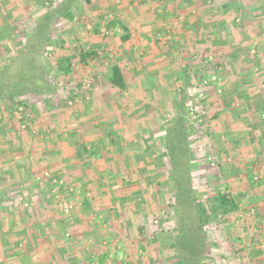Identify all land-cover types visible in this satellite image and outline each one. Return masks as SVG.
<instances>
[{
	"label": "rangeland",
	"instance_id": "1",
	"mask_svg": "<svg viewBox=\"0 0 264 264\" xmlns=\"http://www.w3.org/2000/svg\"><path fill=\"white\" fill-rule=\"evenodd\" d=\"M69 1L0 0V30L6 37L0 42V73L8 76L18 77L17 69L22 71L25 67L26 62H22L19 54L23 53L21 48L42 16L66 4L71 6L69 10L74 16L72 20L64 17L51 19L52 31L45 51L38 52L35 57L40 68L26 74L30 82H35V87L43 88L45 95L32 96L24 109L16 105L18 100L15 98L0 102V219L13 211L16 215L27 211L22 204L20 207L18 204L12 206L15 200L17 203L27 202L28 193L22 192L25 184L33 196L37 195L36 200H45V178L38 175L41 179L35 182L37 185L31 184L30 178L39 173L42 166L41 162L35 161L34 155L41 142L33 132L34 122L38 121L39 125L34 110L45 111L47 115L49 112L57 113L53 121L60 124L68 111L73 112L75 108L81 109L86 105L91 107V96L95 87L98 88V82L81 96L70 97V91L81 92V82L85 77L103 79L106 70L118 63L119 52L106 50L102 43H113L114 50L120 49L121 45H115L110 33L105 35L99 31L105 28L108 18L105 19L104 14L108 16L111 13L115 0ZM143 4L144 28L158 31V34L153 32L144 37V43H151V47H144V62L139 59L135 65L141 69L140 72L144 71V82L140 84L144 87V209L133 221L134 225L120 229L121 235L115 231L111 233L112 238L123 239L119 243L124 244L122 248L125 251L135 255L129 264H177L181 253L172 246L177 224L169 214L170 186L167 170L160 160L163 154L161 138L167 121L182 104L194 165L192 186L201 200L212 197L222 183L231 187L235 184L230 182L235 178L243 182L248 171L254 170L255 162L259 160L256 154L262 151L264 141L260 144L256 139L245 140L246 137L238 143L233 140L238 139L239 132L249 128L251 123L264 126V0H144ZM33 35L31 38L39 39L40 29H35ZM169 37H176L179 45L176 49L164 47L170 41ZM94 44L101 54L96 53L97 57L79 62V50L89 52ZM62 67L68 68L64 70ZM40 78L43 79L40 81ZM45 85L49 86L50 92ZM35 92L38 93V88ZM46 98L50 101L48 106L44 104ZM189 107L193 108L192 113L188 111ZM54 129L53 134L61 133L65 128L59 126ZM50 148L53 149L52 146ZM208 157L215 160L214 166L208 165ZM235 157H239V161L241 158L247 161L227 162V159ZM236 165L239 172L235 170ZM223 171L228 174L234 172L235 176H226ZM240 184L230 188L232 195L237 196ZM76 196L81 198L82 195ZM135 202L139 203V200ZM72 203L75 206V202ZM77 212L73 217H79ZM48 219L61 221L50 214ZM141 221H144L142 233L136 232ZM229 221H232V216ZM246 231L247 227H244V232L237 226L227 227L226 222L205 228L202 264H264V257L256 258L255 246L248 241ZM237 234L241 237L238 238ZM236 237L240 242H232ZM196 246V243H191L188 250L194 251ZM122 255L116 253L117 261H125Z\"/></svg>",
	"mask_w": 264,
	"mask_h": 264
},
{
	"label": "crops",
	"instance_id": "2",
	"mask_svg": "<svg viewBox=\"0 0 264 264\" xmlns=\"http://www.w3.org/2000/svg\"><path fill=\"white\" fill-rule=\"evenodd\" d=\"M143 3L144 0H115L111 13L108 16L104 14V18H108L105 28L99 30L110 33L115 45H121L120 49L114 50L113 43H102L106 50L119 52L116 53L118 63L114 65L122 71L125 89L120 90L109 83L110 69L114 66L111 65L103 79L92 76L93 86L98 82V88L96 86L93 90L91 107L86 105L81 109L75 108L73 112L68 111L60 124L53 121L57 113L49 112L47 115L45 111L34 110L39 125L38 121L34 122L33 132L41 140L39 145L35 144L42 146L34 155L35 161L41 162L42 166L39 167L41 171L30 178L31 184L37 185L35 182L43 177V172H49L50 177L44 179L47 182L43 185L46 188L45 200H36L37 195L33 196L25 184L22 192L28 193L27 202L17 203L15 200L12 206L18 204L20 207L22 204L27 211L17 215L13 211L0 219V264H129L135 256L122 248L124 244L119 242L123 239L112 238L111 231L121 235L120 229L134 225L133 221L144 209V87L140 86L144 82V71L140 72L141 69L135 65L139 59L144 62V47H151V43H147L148 46L144 43V37L156 31L152 32L151 27L144 28ZM63 8L70 9L71 6L66 4ZM108 24L112 27L107 28ZM122 37L127 39L122 41ZM169 38L164 47L176 49L179 46L176 37ZM96 48L94 44L90 51L100 55ZM84 52L79 50V53ZM81 94L78 90L70 91V97ZM49 102L46 98L44 104L48 106ZM30 120L34 121L33 118ZM59 126H64L61 132L64 133L53 134L54 128ZM245 129L239 132L234 143L241 142L244 137L245 140L256 139L259 143L264 141V126L251 123ZM250 130L252 132L248 133ZM261 146L262 151L256 154L259 160H256L254 170L248 171L243 182L238 178L230 182L235 184L231 185L232 188L241 183L237 196L230 193L228 184L222 183L217 187L227 192L238 207L231 226L230 221L226 224L230 228L237 226L242 232L247 227L246 237L255 246L256 258L264 257V147ZM238 159H227V162L247 161ZM235 170L239 172L237 165ZM225 173L226 176H235L234 172ZM54 189L66 200L75 202L70 221L55 209ZM76 195L82 196L78 198ZM134 200H139V203ZM76 210L77 218L73 217ZM48 214L56 215L61 221H50ZM143 222L137 225L136 232L142 233ZM239 234L236 235L238 238L241 237ZM237 237L232 242H240ZM116 253H122L125 261H117Z\"/></svg>",
	"mask_w": 264,
	"mask_h": 264
},
{
	"label": "trees",
	"instance_id": "3",
	"mask_svg": "<svg viewBox=\"0 0 264 264\" xmlns=\"http://www.w3.org/2000/svg\"><path fill=\"white\" fill-rule=\"evenodd\" d=\"M203 1L206 2L208 0ZM240 13L238 9L239 16L241 15ZM53 17H64L72 20L74 16L69 9L60 7L52 9L51 12H48L36 22L35 27L28 36L29 38H27V43L21 48L23 53L19 54L23 59L22 62L25 60L26 65L22 71L21 68L17 69L19 73L18 77L8 76L7 73L3 72L0 73V102L15 98L18 100L16 105L24 109L27 108L26 101L29 98L36 95L39 97H43V94L45 95L43 88L35 87V82H30L26 74L31 70L33 72L34 69L39 70L40 68L36 63L37 60L35 57L38 52L45 51V46L52 31L50 28L52 29L53 23L51 19ZM41 27L45 30H41ZM111 27L112 25L108 24L107 28ZM35 29H40L41 37L39 39L31 38L34 36ZM5 38L0 30V42L1 40H5ZM121 39L125 41L127 37H122ZM0 48H2V45H0ZM95 56L96 54L92 51L79 53V61L83 62L87 58H93ZM66 68L68 67H62L64 70ZM110 73L109 83L120 90L125 89V82L120 67L117 65L112 66ZM40 74L42 75V71ZM42 79L40 78V81ZM48 87L45 85V88L50 92ZM37 88L38 93L35 92ZM33 93L36 94L34 95ZM179 106L180 109L178 112L167 121L164 135L161 138L163 154L160 160H162V166L167 170L168 185L170 186L168 190L171 202L168 205L169 214L177 224L176 239L172 243V246L177 252L181 253V255H178L177 264H202L205 250V228L217 223H228L229 217L235 215L238 207L233 198L227 192L220 189H217L212 197L204 200L199 199L195 195L191 176V170L194 165L191 162L190 143L188 140L189 133L183 121L182 104ZM232 222H229L230 226ZM226 226L229 227L227 224ZM191 243H196L197 250H188Z\"/></svg>",
	"mask_w": 264,
	"mask_h": 264
},
{
	"label": "built area",
	"instance_id": "4",
	"mask_svg": "<svg viewBox=\"0 0 264 264\" xmlns=\"http://www.w3.org/2000/svg\"><path fill=\"white\" fill-rule=\"evenodd\" d=\"M102 33L107 34V31L102 30ZM92 82H94L92 78L85 77L83 81L81 82V92L82 93L89 92L92 89V85H93ZM203 84H206V81H204ZM192 94H195V92ZM190 97H194V95H190ZM198 97H201V95L199 94ZM188 111L192 113L193 108L189 107ZM206 161L211 167L214 166L215 164L214 159L211 157H208ZM43 177L45 179H48L50 177V174L44 173ZM54 207L64 218L68 219L69 221L71 220V216L75 208L74 203H72V201L66 200L64 197L59 195L57 189H54ZM67 236L68 235H66V237ZM122 264H125V263H122Z\"/></svg>",
	"mask_w": 264,
	"mask_h": 264
}]
</instances>
